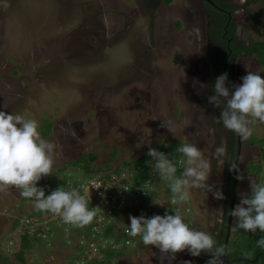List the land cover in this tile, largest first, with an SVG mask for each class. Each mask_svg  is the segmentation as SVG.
I'll return each mask as SVG.
<instances>
[{"label": "rangeland", "instance_id": "rangeland-1", "mask_svg": "<svg viewBox=\"0 0 264 264\" xmlns=\"http://www.w3.org/2000/svg\"><path fill=\"white\" fill-rule=\"evenodd\" d=\"M138 1L0 0V111L36 120L42 138L56 143L52 174L38 182L45 193L49 179L77 184L90 179L81 168L85 165L97 170L94 177H100L143 154L145 150L119 140L115 130L121 122L118 94L142 76L143 89L153 94L151 113L160 130L159 141L147 149L175 141L195 144L211 161L208 185L213 192L218 191L220 176L215 173L211 178L212 170L221 167L213 156L216 143L221 146L222 139L206 96L201 3L174 0L167 7L162 5L154 28L148 18H138L126 27L125 15ZM250 1L248 12L241 2L234 9L237 37L244 42H264V0ZM236 70L237 86L248 71L264 78V69L254 57L240 59ZM250 127L252 136L264 141V124L257 122ZM241 146L237 168L241 179L235 206L241 193H250V181L257 182L256 176L247 172L249 164H261L264 159V144L250 148L247 140L241 139ZM80 158L84 162L77 165ZM154 164L155 160L150 168ZM121 170L130 175L127 169ZM156 173L147 188L153 199L144 204L145 209L142 201H136L118 219L130 225L129 216H144L149 211L156 215L165 213L171 197L166 199V181ZM190 191L191 199L179 205L191 212L187 216L180 214L190 228L215 238L223 216L218 199L213 192L205 194L195 188ZM88 196L92 198L94 192ZM33 210V202L22 198L18 189L0 193V256L8 257L12 264H20L14 257L18 247L11 252L6 250L10 237L17 239L12 236L13 222ZM235 222L233 217L231 225ZM232 232L231 226L230 243ZM71 234L77 241L84 233ZM32 249L25 264H66L70 255L58 245ZM126 249L115 264H161L163 260L158 249L145 246L142 241ZM203 258L209 260L210 256ZM185 262L201 261L185 250L177 253L171 264ZM163 264L169 261L164 259Z\"/></svg>", "mask_w": 264, "mask_h": 264}, {"label": "clouds", "instance_id": "clouds-1", "mask_svg": "<svg viewBox=\"0 0 264 264\" xmlns=\"http://www.w3.org/2000/svg\"><path fill=\"white\" fill-rule=\"evenodd\" d=\"M227 81V73L217 77L214 94L208 97V101L220 109L217 122L247 140L253 134L251 124H264V78L248 71L242 77V84L232 85L234 91L231 92L226 87ZM56 147V143L42 138L36 120L0 111V193L18 189L20 196L32 201L36 210L51 212L67 224L83 227L93 221L96 211L95 208L89 209L88 201L77 189L64 190L60 187L45 196V189L37 186L43 177L52 174ZM178 151L184 157L178 161L182 168L179 175L177 163L168 159L165 153L153 148H149L147 153L156 162L154 170L168 182L171 203L189 201L193 188L203 190L205 194L213 192L208 185L211 161L204 157L202 150L195 144L186 143ZM226 154V145L218 146L213 158L222 166L224 160L221 157ZM232 168L236 167L232 165ZM250 188V195L241 193L240 202L229 215L235 218L238 229L251 233L257 230L264 232V181H250ZM213 195L215 199L224 198L220 191L213 192ZM129 220L128 235L140 237L145 246L158 249L163 260L167 259L169 264L177 253L185 250L193 257L208 254L210 259L207 264H220V257L225 253L223 245L216 247L210 233L190 228L179 210L173 215L166 212L163 216L153 215L150 218L129 216ZM257 246L264 248V239L258 240Z\"/></svg>", "mask_w": 264, "mask_h": 264}, {"label": "flooded vegetation", "instance_id": "flooded-vegetation-1", "mask_svg": "<svg viewBox=\"0 0 264 264\" xmlns=\"http://www.w3.org/2000/svg\"><path fill=\"white\" fill-rule=\"evenodd\" d=\"M198 1L201 3V14L204 20V49L206 58L205 82L206 96L208 100V97L214 94V85L217 77L224 73H227L228 75L226 87L229 88L230 92L234 91L232 85H236V67L238 66L240 59L254 57L245 52H240L239 48L242 45L247 46L251 43L259 42H244L237 37V24L234 20V9L236 8L237 3L241 2V0ZM162 5L167 7L170 4L166 5L164 0H139L135 8L125 15L127 21L126 27L128 26V23H134L138 18H148L150 27L154 28L156 25V19L160 15ZM241 5L243 9L247 10V6L249 5L248 0H244L243 3L241 2ZM126 29L127 28H125V31ZM142 77H140L137 83L134 82L119 92L117 97V99H119L117 109L119 116L121 117V122L115 130L119 140L127 144H132L131 146L135 147V149L147 151L149 150L147 149L149 146H152L159 141L160 130L158 125L153 123L154 115L151 113L153 94L149 89H143L144 79H142ZM209 106H211V111L217 121L220 117V109L214 107L210 103ZM217 127L221 130V146L226 145L227 154L224 157H221V159L224 160V163L220 169L218 171H215V169L212 170L213 176L211 179L213 180L215 173L220 176L218 191L222 193L224 198L218 199V204L220 210L223 212L225 205L227 206L229 204L230 213L235 207L238 189L239 179H237V168L242 149L241 137L237 135L236 143L232 145L233 143L228 141V130L223 127L222 123L217 122ZM218 145L219 143L217 142L215 149ZM255 147L258 146L250 148ZM135 156L138 155L135 154ZM230 161L232 164H229ZM261 161L263 163L264 159ZM262 163L252 164L253 166L260 165L261 167V174L258 178L252 173L256 176L257 182H261L264 178ZM232 165L236 168H232Z\"/></svg>", "mask_w": 264, "mask_h": 264}, {"label": "trees", "instance_id": "trees-1", "mask_svg": "<svg viewBox=\"0 0 264 264\" xmlns=\"http://www.w3.org/2000/svg\"><path fill=\"white\" fill-rule=\"evenodd\" d=\"M173 1L174 0H164L166 5L171 4ZM252 1H255V0H252ZM250 2L251 1L248 0V4H250ZM247 12H248V10H247ZM251 19H252V21H256L255 17H252ZM239 51L245 52L246 54H248L250 56H254L255 59L257 60L258 64L260 65V67H262L264 69V43L259 42V43H251L247 46L242 45L239 48ZM47 135H45V136H47ZM236 138H237V134L228 130V141L230 143H233L232 145H234L236 143ZM263 143H264V141L262 139H258L256 136H251L250 138L247 139V144L249 145V147H253V146L262 147ZM259 144H261V145H259ZM180 146H182L181 143L179 141H175V142H170L167 144H162L158 147H154L153 149H156L160 152L165 153L168 158H171L174 160H180L179 158H182V154L178 151V148ZM146 153H148V150L145 151V153L142 156H140L137 160H135L134 162L123 163L119 167V169H115L112 171L110 170V171H108V173H106V175H103V176L105 178H109V176L111 174L122 173L121 169L125 168L128 170V172L131 175L130 176L131 185H133L135 187L143 185L150 178L149 170H150V165L153 161V159L151 157L146 156ZM92 161H93V159L91 158L90 162H92ZM82 162H84V158H80L77 161V165H79V163H82ZM81 168H82L84 173L89 175L88 178H90V179L94 178L93 174L98 173V172H96L97 170L96 171H92L91 169L89 170L87 165H85ZM181 172H182V168H178L177 175H179ZM247 172L248 173H254L258 178L259 175L261 174V167H260V165L253 166V165L249 164V171H247ZM48 182H49V190L45 193V196L51 194V192L56 190L57 188L61 187V188L65 189L68 186L67 182L65 180H61V181L56 182L52 179H49ZM257 183H260V182H257ZM164 188H165L166 199L168 200L170 197L172 198V193H171L170 187L168 186L167 181L164 183ZM250 193H251V191H250ZM250 193H249V195H250ZM142 202H143V205H141V206H143V208H144L145 201H142ZM229 209H230V205L229 204L227 206L225 205L223 216H222L221 228H220V231L218 233V236H216L214 238L216 241V247L223 245L224 237L226 234L225 223L228 220ZM49 214H50V212H41V211H38L34 208V210L31 214L24 215L23 217L45 219L49 216ZM122 214H123V212H122ZM119 216L120 215L117 213L116 218L113 221L114 224H112L110 227H108L103 234L104 239L114 241L115 245L118 247L112 248V246H108L106 249H101L99 251V253L93 259L87 261L88 264H115L116 261L119 260L120 258H122V256L125 254L127 247L120 245V242L122 239L120 232H121V229H123L124 227H128L130 225H128V224L122 222L120 219H118ZM23 217H19V218L14 220L13 225H12L13 230L16 229V227L19 224V221ZM231 226L233 227V232H232L231 243H230V239H229V243H228V248H227V253H226L227 261H232L233 259H236L239 257L253 259L258 253L264 252V248H260L257 246V241L264 239V232H260L259 230H257L255 233L245 232L241 229L236 228V222L234 223V225H231ZM86 238L87 237H85V239ZM66 241L67 240H66L62 231H55L54 235H53V241L51 242L50 246L54 247V246L58 245L59 248H61V249H67V253L69 252L70 255H68V258H66V260H67L66 264H77V263L79 264V262H81L82 260H84L86 262L85 258L84 259L81 258L82 253L84 251V247L79 245L78 240L77 241H76V239L74 241L72 240L71 245H67ZM42 246L45 248V245L42 244L38 240H35V239L31 240V239H28L27 237H21V239L19 241L18 250H16L14 253L15 260L17 262H19L20 264H25L26 263L25 257L28 253L33 251L32 248L33 247L38 248V247H42ZM213 251H215V249ZM252 252H253V254H252V256H250V254ZM203 255H206V254L201 253V255L198 256L199 260L201 262L207 263L208 260H205L203 258ZM0 264H12V263L9 261L8 257H3V256L1 257L0 256ZM236 264H250V263L239 262ZM254 264H264V255L260 256L259 259Z\"/></svg>", "mask_w": 264, "mask_h": 264}, {"label": "built area", "instance_id": "built-area-1", "mask_svg": "<svg viewBox=\"0 0 264 264\" xmlns=\"http://www.w3.org/2000/svg\"><path fill=\"white\" fill-rule=\"evenodd\" d=\"M168 159L174 163L179 161L171 158ZM180 167L179 163H177V168ZM149 173V180L138 187L131 185V175H125L124 172L120 174H111L109 178H105L104 176L94 177L77 184L68 185L64 190L77 189L88 201L89 209L95 208L96 216L93 221L80 227L65 223L60 216L51 212L45 219L23 217L12 235L13 237H17V239L14 238V240L10 237L6 245V250L11 252L13 247H18L21 237H27L31 240L35 239L40 241L47 248L51 247L50 245L53 241L55 231L63 232L67 240V245H71L72 240L74 241L71 233L74 232V234L77 235L83 232V238H76L79 245L84 247L81 258L84 259L86 257L85 259H87V261L93 259L101 249H106L108 246H112V248L118 247L115 245L114 241L104 239L103 234L105 230L113 224L117 213L121 215L126 207L132 206L136 201H145V203H148L149 200L151 201L153 199L147 191V188L153 183L151 182V180H154L152 178L157 174L153 166L150 168ZM93 181H95V183H93ZM91 191L94 192L92 198L88 196V193ZM150 205L151 204H148V207ZM165 208L167 209L165 213L167 212L169 215H173L177 210L186 216L191 212L190 209H184L179 204H172L171 200ZM165 213L157 215L163 216ZM153 215H156V213L152 211L144 214L146 218H150ZM120 234L122 236L120 245L124 247H136L141 242L140 237L133 238L128 235V227L121 229ZM85 237L87 238L85 239ZM79 264H85V261L82 260Z\"/></svg>", "mask_w": 264, "mask_h": 264}, {"label": "water", "instance_id": "water-1", "mask_svg": "<svg viewBox=\"0 0 264 264\" xmlns=\"http://www.w3.org/2000/svg\"><path fill=\"white\" fill-rule=\"evenodd\" d=\"M231 224H232V216L229 215L228 220L225 223L226 234H225L224 242H223L225 253L223 256L220 257V264H236L239 262H246V263L254 264L259 259L260 256L264 255V252L258 253L253 259L239 257V258L233 259L232 261H227L226 253H227L228 243H229V239L231 235Z\"/></svg>", "mask_w": 264, "mask_h": 264}]
</instances>
